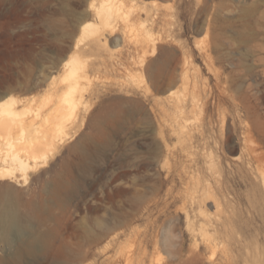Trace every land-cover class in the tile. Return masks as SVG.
<instances>
[{
	"label": "rangeland",
	"instance_id": "1",
	"mask_svg": "<svg viewBox=\"0 0 264 264\" xmlns=\"http://www.w3.org/2000/svg\"><path fill=\"white\" fill-rule=\"evenodd\" d=\"M61 99L0 179L48 236L29 264H264V0H0V113Z\"/></svg>",
	"mask_w": 264,
	"mask_h": 264
},
{
	"label": "bare ground",
	"instance_id": "2",
	"mask_svg": "<svg viewBox=\"0 0 264 264\" xmlns=\"http://www.w3.org/2000/svg\"><path fill=\"white\" fill-rule=\"evenodd\" d=\"M108 3L107 5H114L113 2ZM17 106L14 105L13 108L0 113V179H6L9 176L8 167L10 166H36L47 159L46 153L53 146L49 128L53 130L57 121L68 110V102L61 99L57 105L56 115L47 118L46 123H31L27 122L26 117L21 116L20 113H15ZM174 123L173 133H178L180 137L185 135L187 125L177 119ZM207 196L208 198L213 197L212 194H207ZM213 204L214 213L218 215L221 205L217 200ZM201 211H203L206 224L214 226L211 216L205 210ZM37 212V207H31L27 216L24 215L19 208V202L12 186L0 185V243L11 247L6 259L0 258V264H29L32 257L44 253L52 256L47 234L33 224ZM203 234L206 236L209 233ZM139 264H146V262L143 260Z\"/></svg>",
	"mask_w": 264,
	"mask_h": 264
}]
</instances>
